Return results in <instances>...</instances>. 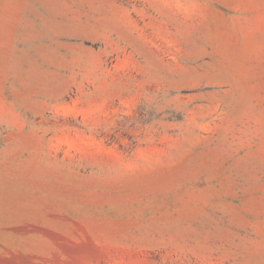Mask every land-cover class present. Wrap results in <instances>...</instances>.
Returning a JSON list of instances; mask_svg holds the SVG:
<instances>
[{"label":"rangeland","instance_id":"obj_1","mask_svg":"<svg viewBox=\"0 0 264 264\" xmlns=\"http://www.w3.org/2000/svg\"><path fill=\"white\" fill-rule=\"evenodd\" d=\"M0 264H264V0H0Z\"/></svg>","mask_w":264,"mask_h":264}]
</instances>
